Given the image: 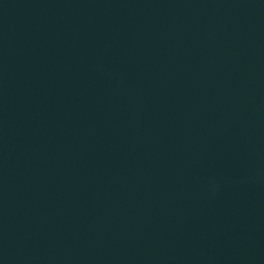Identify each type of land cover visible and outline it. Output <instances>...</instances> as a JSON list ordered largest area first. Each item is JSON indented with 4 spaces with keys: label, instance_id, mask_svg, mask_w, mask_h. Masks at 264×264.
<instances>
[{
    "label": "water",
    "instance_id": "obj_1",
    "mask_svg": "<svg viewBox=\"0 0 264 264\" xmlns=\"http://www.w3.org/2000/svg\"><path fill=\"white\" fill-rule=\"evenodd\" d=\"M0 264H264V0H0Z\"/></svg>",
    "mask_w": 264,
    "mask_h": 264
}]
</instances>
